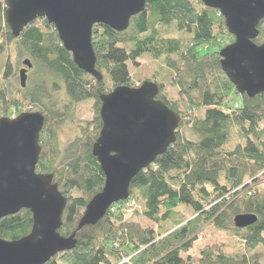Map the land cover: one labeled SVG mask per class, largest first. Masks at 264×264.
<instances>
[{"label": "trees", "instance_id": "16d2710c", "mask_svg": "<svg viewBox=\"0 0 264 264\" xmlns=\"http://www.w3.org/2000/svg\"><path fill=\"white\" fill-rule=\"evenodd\" d=\"M4 12L5 0H0V52L6 58L0 76L8 82L14 78L9 60L14 52L15 65L24 57L47 79L28 83L19 99L1 85L0 113L6 108L7 117L13 108L16 115L44 116L36 172L53 175L66 199L60 236L75 232L87 204L104 185L91 153L102 128L99 96L120 86H140L134 84L129 66L135 69L147 56L169 73L170 98L158 85L156 99L179 116L176 141L130 183L129 199L139 208L127 216L120 203L113 211L111 206L96 225L76 231L73 250L45 264H256L250 253L264 248V93L240 95L223 73L219 52L234 38L219 12L200 0H146L143 12L130 19L124 32L94 25L92 49L100 82L77 68L45 19L14 38ZM257 29L253 42L260 45L264 20ZM57 86L74 104L93 101L92 120L63 151L51 129L59 115L51 103ZM29 106L35 108L29 111ZM239 215H254L257 221L236 229L233 219ZM139 219L152 226H143ZM209 226L232 233L244 251L230 255L219 245L206 244L195 261L190 252ZM31 227V213L20 210L0 219V240H19Z\"/></svg>", "mask_w": 264, "mask_h": 264}, {"label": "water", "instance_id": "95a60500", "mask_svg": "<svg viewBox=\"0 0 264 264\" xmlns=\"http://www.w3.org/2000/svg\"><path fill=\"white\" fill-rule=\"evenodd\" d=\"M223 17L232 44L219 52L220 67L240 95L264 93V43L254 44L264 20V0H200ZM146 0H5L4 22L14 38L38 19L54 27L63 48L78 69L95 79L92 28L104 25L121 33L130 19L143 12ZM20 88L26 85L28 59L21 62ZM157 84L145 81L130 88L120 86L99 96L102 128L92 146L104 176L102 190L87 204L75 232L59 235L66 199L52 182L53 175L36 172L44 116L22 113L0 119V219L20 210L32 215L30 233L16 241L0 240V264H45L75 248L76 231L94 226L109 208L129 198V186L176 141L179 116L157 100ZM257 221L254 215L234 217L236 229Z\"/></svg>", "mask_w": 264, "mask_h": 264}, {"label": "rangeland", "instance_id": "374dc122", "mask_svg": "<svg viewBox=\"0 0 264 264\" xmlns=\"http://www.w3.org/2000/svg\"><path fill=\"white\" fill-rule=\"evenodd\" d=\"M264 43V42H263ZM1 51V50H0ZM15 53L11 52V58H9L12 69H14V78L6 81L3 80V78L0 76V87L1 85L8 88L9 92L12 93L11 97H14L15 99H19L18 97L21 96V93H17L18 90H20V86L18 84L17 80V70L19 67H21V62L24 60V57H22L17 65H15ZM3 61H6V58L3 57V51L0 52V68L3 69ZM139 66L135 69L132 65L129 66V71L132 75V79L135 80L134 84L138 85L143 82H145L147 79H154L157 85H163L164 86V95L166 98H170V86H169V80H168V71L166 68L162 66V64L158 62H154L152 59L148 58L147 56H144L140 60H138ZM161 67V68H160ZM161 69V70H159ZM157 75V78L155 77ZM32 77L30 81V77ZM166 78V79H165ZM47 79L46 75L43 73V71L39 70L36 71L34 69L29 76L28 83H32L34 80L35 82L41 81V80ZM27 83V85H28ZM59 89L56 90V92H52L53 95V101L51 102L54 105V108L57 111L58 115V122L54 123L51 126V129L54 130L56 133L57 138V145L59 146V149L63 151L69 144H71L75 139H77L80 134L83 127L86 126L88 122L92 120L93 117V101H87L81 104H74L72 103L69 98L66 97L64 91L61 89L60 86H57ZM29 88V87H28ZM27 89V88H26ZM27 93H29L27 91ZM5 108V107H4ZM35 107L29 106L26 109L29 111H32ZM6 108L0 113V119L1 118H15L18 115H16V110L13 108H10L8 113L5 116ZM26 113V112H23ZM35 113V112H32ZM139 222L143 226L151 227L152 224L145 219H139ZM232 233H229L228 231H222L218 230L213 227H207L204 229L202 234L199 236V239L194 244L193 249L190 252V255L195 261L199 257V250L207 245H219L222 250L230 255H233V253H241L244 251L243 245L240 243L238 239L233 237L231 235ZM264 237V233H263ZM250 255H252L255 258L256 264H264V248L263 247H257L255 248Z\"/></svg>", "mask_w": 264, "mask_h": 264}, {"label": "built area", "instance_id": "2783aa9c", "mask_svg": "<svg viewBox=\"0 0 264 264\" xmlns=\"http://www.w3.org/2000/svg\"><path fill=\"white\" fill-rule=\"evenodd\" d=\"M120 210L125 213V215L130 216L133 212L139 208L137 201L134 199H127L123 202H120ZM115 207L112 205L111 211H113Z\"/></svg>", "mask_w": 264, "mask_h": 264}, {"label": "flooded vegetation", "instance_id": "af4514ba", "mask_svg": "<svg viewBox=\"0 0 264 264\" xmlns=\"http://www.w3.org/2000/svg\"><path fill=\"white\" fill-rule=\"evenodd\" d=\"M22 69H23V67L21 66V67H19L18 70H17V80H18V84H19V86H20V83H19V71L22 70ZM33 69H34V68H33V65H32V68L26 71V77H27V78H26V85H25V88H24V89H21V88H20V91H19V93H21V96H20V97L23 96V92H22V91H24V90L27 88V86H28V85H27V83H28V79H29V76L31 75Z\"/></svg>", "mask_w": 264, "mask_h": 264}]
</instances>
